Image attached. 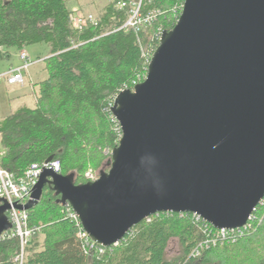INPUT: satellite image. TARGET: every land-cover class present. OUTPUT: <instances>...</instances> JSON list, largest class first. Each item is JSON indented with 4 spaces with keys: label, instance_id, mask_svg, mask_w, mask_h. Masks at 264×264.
Instances as JSON below:
<instances>
[{
    "label": "water",
    "instance_id": "water-1",
    "mask_svg": "<svg viewBox=\"0 0 264 264\" xmlns=\"http://www.w3.org/2000/svg\"><path fill=\"white\" fill-rule=\"evenodd\" d=\"M111 112L123 137L110 170L76 184L45 168L32 201L15 208L33 210L50 187L105 248L159 213L246 226L264 200V0H185L145 80ZM10 209L0 200V237Z\"/></svg>",
    "mask_w": 264,
    "mask_h": 264
},
{
    "label": "trees",
    "instance_id": "trees-1",
    "mask_svg": "<svg viewBox=\"0 0 264 264\" xmlns=\"http://www.w3.org/2000/svg\"><path fill=\"white\" fill-rule=\"evenodd\" d=\"M138 1L115 0L97 17L98 26L88 24L80 31L71 22L77 10L70 8L69 0H0V60L12 48H50L44 61L48 78L36 85L37 105L4 119L0 109L3 169L20 178L33 164L52 158L61 174L74 176L76 184L88 182L83 178L89 170L102 169L105 149H115L120 142V127L111 112L117 96L145 80L149 64L144 55H154L160 33L174 29L180 17L175 11L185 3L145 1L143 12L155 11L152 24L139 31L123 28ZM122 2L128 6L121 10ZM59 200L46 187L30 211L29 224L40 232L30 243L25 264H264V200L236 242L210 245L198 256L195 251L214 228L192 214L153 215L103 252L88 251L82 226ZM174 238L181 254L168 259ZM18 248L17 238L0 240V264H13Z\"/></svg>",
    "mask_w": 264,
    "mask_h": 264
},
{
    "label": "built area",
    "instance_id": "built-area-1",
    "mask_svg": "<svg viewBox=\"0 0 264 264\" xmlns=\"http://www.w3.org/2000/svg\"><path fill=\"white\" fill-rule=\"evenodd\" d=\"M145 1L147 3H151L153 0H139L138 2L134 3L130 10L129 20L127 21V23L124 25L123 28L136 29L137 31H139L143 26H150L152 24L154 20L155 11H150L147 14L144 13L143 10L145 6L144 5ZM127 6H128L127 3L122 2L119 3L118 8L122 10L127 8ZM71 22L74 28L80 31L84 30V28L88 26V24H92L93 26H98L97 17H95L94 15L84 14L80 11H76L71 15ZM162 34L163 33L161 32L159 36L160 39ZM144 57L146 59L147 64L150 65L153 55L152 56L144 55ZM20 59H21V63L18 67L10 68L7 72L0 74V81L2 80L6 81L9 85L23 86L25 84L26 75L29 73L30 69L39 62L33 61L30 58L29 54L24 51L20 53ZM138 84L139 83H136L135 86ZM120 134H121L120 136V140H121L123 137L121 128H120ZM2 156L3 153L0 150V159ZM45 168H51L56 173H61V166L59 162H54V161L49 163L46 162L42 164H33L26 171L24 176L20 178H16L14 174L3 169L0 166V200H5L10 204L11 209L7 211V216L10 222L12 223V229L10 231H6L0 237V240L13 239V238H17L19 240V248L13 260V264L26 263L28 256V248L30 246V243L32 242L33 237L36 235V233L40 232L39 229L31 227L29 224L30 211L19 210L15 208L14 204L17 203L24 206L27 205L30 201H32L34 189L38 184L40 177L43 173V170ZM91 175H92L91 172L87 173V178L90 180H92ZM65 208L68 216L71 217L73 220L79 222V224L82 226L78 215L73 211V209L69 206ZM194 216L199 220H203L198 215H194ZM253 219H254V214L251 216L249 222L252 221ZM147 220L149 221V218ZM249 222L246 226H244L241 229L228 230V229H216L213 227L214 231L210 232L211 238L206 240L204 243H201L199 249L195 251V255L198 256L200 250L209 249L210 245L216 246L218 243L236 242L239 236L243 235V232L248 229ZM82 238H85L86 240V248L88 249V251L100 250L101 252H103L102 249L105 247H102L96 244L95 242H93L92 239L89 237V235L84 231L83 227H82ZM99 246L101 247V249L99 248Z\"/></svg>",
    "mask_w": 264,
    "mask_h": 264
},
{
    "label": "rangeland",
    "instance_id": "rangeland-1",
    "mask_svg": "<svg viewBox=\"0 0 264 264\" xmlns=\"http://www.w3.org/2000/svg\"><path fill=\"white\" fill-rule=\"evenodd\" d=\"M114 1L115 0H69V2H70L69 6L73 10H77V11H80L84 14L94 15L95 17H98L100 14H102L104 12L105 8L109 4L113 3ZM182 11H183V8H182V10L179 9V10L175 11V13L179 14L181 16ZM26 49L30 55V58L35 62L38 61L39 63L34 65V68L32 67L30 69L29 73L26 75V82H25L26 87H25V89H20L18 95L29 94V92L31 91V88H32L33 89V92H32L33 98H32V96H31V98L29 97L30 100H32V102L28 103L26 101V102L20 103L21 100L20 101L17 100L16 92L10 91V89L5 86V82L3 80L0 81V109H1L2 118H7L12 113L21 109V107L34 108L37 105V98L35 96V92H36V88H37L36 85L38 83L34 84V82L36 80H29L30 79L29 76L40 73V71L43 69L44 61L47 58V55L50 53V48L46 44H36L33 46H29ZM6 51H9L10 54H12V59L10 60V62L6 61V60H4V61L0 60V72L3 70V68H5V67L7 68L9 65L16 64L18 62L17 55H16L18 53V51L16 49L12 48V49H9ZM45 73H44V77H46L48 75L47 73H46L47 75ZM24 103H26V104H24ZM112 151H113V149H105V155L107 156V160H106L104 166L102 167V169L98 170L96 172L93 170H89L88 172H86L83 180H88V182L94 181V180L96 181L99 179L101 171L108 172L111 168ZM89 172L92 173V175H91L92 180L87 178V173H89ZM180 254H181L180 243H179L178 239L174 238L169 243L167 258L168 259H174V258L180 256Z\"/></svg>",
    "mask_w": 264,
    "mask_h": 264
},
{
    "label": "crops",
    "instance_id": "crops-1",
    "mask_svg": "<svg viewBox=\"0 0 264 264\" xmlns=\"http://www.w3.org/2000/svg\"><path fill=\"white\" fill-rule=\"evenodd\" d=\"M5 52L7 53L6 54V56L2 59L3 61L4 60H6V61H9L10 62V60L12 59V54H10V52L9 51H6L5 50ZM24 52H26V53H28V51H27V49H25L24 50ZM20 53L21 52H19L18 51V53L16 54L17 55V60H18V62L16 63V64H11V65H9L7 68L5 67V68H3V70L0 72V74H2V73H5V72H7L10 68H14V67H18L19 65H20V63H21V59H20ZM29 54V53H28ZM30 56V55H29ZM50 56V53L47 55V58ZM33 68H34V66H33ZM46 72L45 71V65L43 66V69L40 71V73L39 74H34V75H32V76H29V80H36L35 82H34V84H36V83H39V82H42V81H44V80H46L47 78H48V75L46 76V77H44V73ZM5 82V86L7 87V88H9L10 89V91H15L16 92V94H17V100H21V102L20 103H22V102H32V100H30V98H31V96H32V92H33V89L31 88V91L29 92V94H23V95H18L19 94V91H20V89H25V87H26V83H25V85L24 86H21V85H9L6 81H4ZM33 84V85H34ZM32 85V86H33ZM17 90V91H16ZM30 97V98H29ZM35 97V96H34ZM29 98V99H28ZM32 98H33V96H32ZM24 104H26V103H24ZM21 108H24V107H21ZM27 108H30V107H27ZM4 119V118H3Z\"/></svg>",
    "mask_w": 264,
    "mask_h": 264
}]
</instances>
